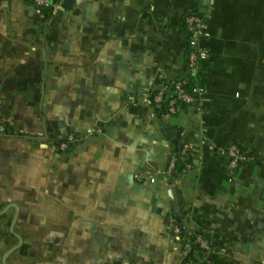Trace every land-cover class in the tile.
<instances>
[{
    "label": "crops",
    "instance_id": "obj_1",
    "mask_svg": "<svg viewBox=\"0 0 264 264\" xmlns=\"http://www.w3.org/2000/svg\"><path fill=\"white\" fill-rule=\"evenodd\" d=\"M65 1L0 0V264H264V0ZM192 13L203 112L165 119L129 97L186 75ZM206 142L248 154L233 179ZM185 216L209 250L173 233Z\"/></svg>",
    "mask_w": 264,
    "mask_h": 264
},
{
    "label": "built area",
    "instance_id": "obj_2",
    "mask_svg": "<svg viewBox=\"0 0 264 264\" xmlns=\"http://www.w3.org/2000/svg\"><path fill=\"white\" fill-rule=\"evenodd\" d=\"M36 8L41 10L44 7L61 6L64 0L53 2L52 0H31ZM185 24L188 28V54L186 75L179 79H164L153 89V91L135 96L131 95V103L143 102L152 108H162L165 119L179 114L184 106H195L202 113V102L206 97L207 90L201 83V64L208 59L209 52L204 46L202 40L207 33V21L204 16L199 14H189L185 17ZM1 131H6L5 125H0ZM102 128H97L90 134L102 133ZM80 136L75 132H70L66 140L60 144L62 150H67L72 143L77 141ZM207 143V142H206ZM207 148L211 151H217L229 157L228 173L233 179L239 166L248 158V154L235 143L228 147H219L213 143H207ZM192 168L191 144L184 142L179 149H176L170 155L167 168L163 174L171 178L179 171L187 172ZM150 179L155 181L156 177ZM187 216L184 219L176 221L172 227L174 234L185 237L189 245L197 249L207 251L211 248L210 239L201 231L192 229L188 226Z\"/></svg>",
    "mask_w": 264,
    "mask_h": 264
},
{
    "label": "trees",
    "instance_id": "obj_3",
    "mask_svg": "<svg viewBox=\"0 0 264 264\" xmlns=\"http://www.w3.org/2000/svg\"><path fill=\"white\" fill-rule=\"evenodd\" d=\"M53 2H57L58 0H52ZM54 7L53 6H48V7H44L41 9V12L44 16V20H48L52 14H53V9ZM181 146L178 147V149L180 148Z\"/></svg>",
    "mask_w": 264,
    "mask_h": 264
},
{
    "label": "water",
    "instance_id": "obj_4",
    "mask_svg": "<svg viewBox=\"0 0 264 264\" xmlns=\"http://www.w3.org/2000/svg\"><path fill=\"white\" fill-rule=\"evenodd\" d=\"M70 3H71V0H66L64 5L67 6V5L70 4ZM12 231H13V230H12ZM13 232H14V231H13ZM14 234H15V232H14ZM16 235H17V234H16ZM17 236H18V235H17ZM18 237H19V236H18ZM19 239H20V237H19ZM20 242H21V239H20ZM17 247H18V245L15 246L14 248H12L11 251L14 250V249L17 248ZM11 251H10V252H11ZM10 252H9V253H10ZM9 253L6 254V256H5V258H4V263H6V258H7V256H8Z\"/></svg>",
    "mask_w": 264,
    "mask_h": 264
}]
</instances>
